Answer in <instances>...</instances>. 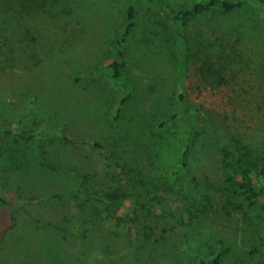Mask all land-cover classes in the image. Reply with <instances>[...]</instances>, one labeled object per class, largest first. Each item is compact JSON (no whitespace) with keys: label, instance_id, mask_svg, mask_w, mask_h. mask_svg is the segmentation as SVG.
<instances>
[{"label":"rangeland","instance_id":"rangeland-1","mask_svg":"<svg viewBox=\"0 0 264 264\" xmlns=\"http://www.w3.org/2000/svg\"><path fill=\"white\" fill-rule=\"evenodd\" d=\"M127 7L0 0V264H201L198 253L222 245L224 264H264V15L210 12L181 28L142 8L125 85L96 68L116 58ZM232 46L241 53L233 64L215 53L233 57ZM184 49L187 102L203 109L189 114L203 127L196 186L171 177L186 148L181 118L161 125L178 109ZM238 144L253 164L228 166L227 148ZM170 179L185 182L190 198L166 193ZM116 186L130 195L101 197ZM196 187L215 205L188 224L165 216L187 218ZM227 195L242 207L225 208Z\"/></svg>","mask_w":264,"mask_h":264},{"label":"trees","instance_id":"trees-1","mask_svg":"<svg viewBox=\"0 0 264 264\" xmlns=\"http://www.w3.org/2000/svg\"><path fill=\"white\" fill-rule=\"evenodd\" d=\"M42 6L43 3L38 5ZM247 7H251L253 12L258 13L260 15L262 13L264 15V0H189L187 3H179L174 4L172 1L169 0H128V7L124 17V23L121 31L118 33L115 41H114V52L116 54V58L112 59L111 61L100 65L96 68L97 71L107 72L110 74V77L118 84H125L128 85L130 83V78L128 75V66L129 62L127 59V46L133 37L137 27L139 25V13L141 9H145L148 11L153 12L154 14L158 15H165L167 18L176 21L181 28H184L188 22L200 15H204L210 12H220V13H235L236 11H243L246 10ZM260 17V16H259ZM223 47L226 48L224 42ZM235 47L232 46L231 50L234 54L233 57H228L223 53V51H229L228 49H220V52H215L219 57L225 59L226 62L235 63V61L239 60L241 53L239 50H234ZM230 54H232L230 52ZM229 54V55H230ZM188 50L184 49L182 55L180 57V91L177 94V111L175 114L167 118L161 125L165 126L172 122L173 120L176 122V119L181 118V124L185 128L184 131L187 133V140H186V148L184 149L181 157V165L179 168H175L172 171L171 177H176L179 174H186L190 178L189 182H193L196 186L195 172H194V162H192V154L194 152V146L196 142V135L198 131H200L203 127L198 120H194L189 117V114L192 111H197L199 113H203V109L201 107H197L195 105H190L187 102V95L186 92L188 90ZM214 64L216 62L212 61ZM211 66V61L208 63ZM206 68V67H205ZM211 67L208 66L207 71H210ZM222 67H217L215 72H219ZM218 74V82H222L224 80L223 74ZM135 93H131L136 98L137 89H134ZM126 99V98H125ZM120 112L118 113V115ZM117 115V116H118ZM118 118V117H117ZM212 130V129H211ZM23 137V136H22ZM23 139L28 142L29 144L35 145V141L33 140L31 135L24 136ZM240 143L239 140H237ZM95 148L102 147L101 144L96 141L94 143ZM240 147V148H239ZM243 145H237V150H230L227 148L225 162L227 161L228 166L236 167V165L245 164V163H252L250 160V154L246 151ZM244 149V150H243ZM229 158V159H227ZM253 164V163H252ZM191 173V176H190ZM193 174V175H192ZM173 177V178H174ZM250 183L248 181H243L241 183V187L244 188L245 191H251L252 195L250 198H253L258 195V191L254 189V187L250 188ZM162 188V187H158ZM164 190L166 193L173 194L178 193L184 195L185 198H190L189 193L183 192L185 190V182H179L175 179H170L168 182L164 184ZM200 189V188H199ZM197 187L195 189V197L196 199L192 202V204L186 208L187 218H183L182 214L180 216L176 215L175 213L165 214V216L173 215L175 219L180 220L183 224H188L193 221V219L199 216L202 212H206L209 207L214 206L213 198L208 193H203ZM239 192V191H238ZM157 193V192H156ZM236 193V191H234ZM238 194V193H236ZM130 193L122 186H116L110 189H106L101 193V197L105 200L111 202H118L121 199L129 196ZM201 197V198H197ZM233 195H227L225 200L226 206L225 208H229L230 206L234 205L235 207L232 208L233 210L240 209L242 205H236L234 199L232 198ZM4 201L3 197H0V205ZM253 203H256V200L253 199ZM143 205V204H142ZM145 206V205H143ZM231 211H229L230 213ZM138 213V212H137ZM34 217V216H33ZM35 218V217H34ZM59 227V226H57ZM264 242V237H263ZM229 248L222 245L220 250L215 251L212 255L207 253H198L197 257L200 260L201 264H224L226 257L228 255Z\"/></svg>","mask_w":264,"mask_h":264}]
</instances>
